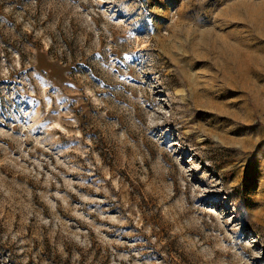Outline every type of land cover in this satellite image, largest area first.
Segmentation results:
<instances>
[{"label":"rangeland","instance_id":"obj_1","mask_svg":"<svg viewBox=\"0 0 264 264\" xmlns=\"http://www.w3.org/2000/svg\"><path fill=\"white\" fill-rule=\"evenodd\" d=\"M0 264H264V0H0Z\"/></svg>","mask_w":264,"mask_h":264}]
</instances>
